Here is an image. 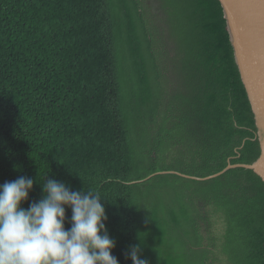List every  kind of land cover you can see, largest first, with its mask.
I'll list each match as a JSON object with an SVG mask.
<instances>
[{"label":"trees","instance_id":"trees-1","mask_svg":"<svg viewBox=\"0 0 264 264\" xmlns=\"http://www.w3.org/2000/svg\"><path fill=\"white\" fill-rule=\"evenodd\" d=\"M263 152L221 0H0V185L99 191L119 264H264V177L203 180Z\"/></svg>","mask_w":264,"mask_h":264},{"label":"clouds","instance_id":"clouds-1","mask_svg":"<svg viewBox=\"0 0 264 264\" xmlns=\"http://www.w3.org/2000/svg\"><path fill=\"white\" fill-rule=\"evenodd\" d=\"M34 183L33 178L20 176L0 185V264H119L112 254L116 241L106 228L105 199L99 191L72 190L46 176L39 183L42 198L21 207ZM125 259L148 264L140 245L130 246Z\"/></svg>","mask_w":264,"mask_h":264},{"label":"water","instance_id":"water-1","mask_svg":"<svg viewBox=\"0 0 264 264\" xmlns=\"http://www.w3.org/2000/svg\"><path fill=\"white\" fill-rule=\"evenodd\" d=\"M221 1L236 60L257 116L264 144V0ZM238 167L255 170L264 177V152L253 165L230 164L224 171L203 180L218 177Z\"/></svg>","mask_w":264,"mask_h":264}]
</instances>
